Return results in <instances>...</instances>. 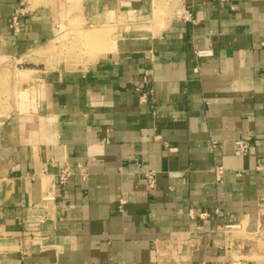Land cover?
<instances>
[{
  "label": "crops",
  "instance_id": "1",
  "mask_svg": "<svg viewBox=\"0 0 264 264\" xmlns=\"http://www.w3.org/2000/svg\"><path fill=\"white\" fill-rule=\"evenodd\" d=\"M6 71L0 264H264V0H0Z\"/></svg>",
  "mask_w": 264,
  "mask_h": 264
},
{
  "label": "built area",
  "instance_id": "2",
  "mask_svg": "<svg viewBox=\"0 0 264 264\" xmlns=\"http://www.w3.org/2000/svg\"><path fill=\"white\" fill-rule=\"evenodd\" d=\"M21 23L19 21V13L17 12L16 15L13 17L12 19V23H11V29H13L14 32H18L20 29ZM215 147V146H213ZM251 150V144L249 140H237L235 142V155L237 156H244L246 154H248ZM259 169L261 171H264V165L259 166ZM217 175H220L222 173V169L218 168L216 170ZM73 171L70 167L66 166L62 169L59 170L57 178H56V182L53 181L52 185H65L69 178L72 177ZM87 176V173L85 170H81L80 171V177L82 180H85ZM150 179H152V176H149ZM191 218L198 217L200 219H205L207 217V214L205 213H190ZM240 226L238 224H226L223 226V231L226 232H230L232 230H237L239 229Z\"/></svg>",
  "mask_w": 264,
  "mask_h": 264
},
{
  "label": "rangeland",
  "instance_id": "3",
  "mask_svg": "<svg viewBox=\"0 0 264 264\" xmlns=\"http://www.w3.org/2000/svg\"><path fill=\"white\" fill-rule=\"evenodd\" d=\"M6 73L0 76V115H3L4 111L6 112L9 109L10 101L14 98L16 92L14 88H11V85L15 87L14 73Z\"/></svg>",
  "mask_w": 264,
  "mask_h": 264
},
{
  "label": "bare ground",
  "instance_id": "4",
  "mask_svg": "<svg viewBox=\"0 0 264 264\" xmlns=\"http://www.w3.org/2000/svg\"><path fill=\"white\" fill-rule=\"evenodd\" d=\"M91 35V34H90ZM92 36H93V34H92Z\"/></svg>",
  "mask_w": 264,
  "mask_h": 264
}]
</instances>
